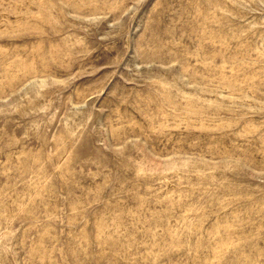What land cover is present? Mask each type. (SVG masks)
I'll list each match as a JSON object with an SVG mask.
<instances>
[{"label": "rangeland", "instance_id": "1", "mask_svg": "<svg viewBox=\"0 0 264 264\" xmlns=\"http://www.w3.org/2000/svg\"><path fill=\"white\" fill-rule=\"evenodd\" d=\"M0 264H264V0H0Z\"/></svg>", "mask_w": 264, "mask_h": 264}]
</instances>
